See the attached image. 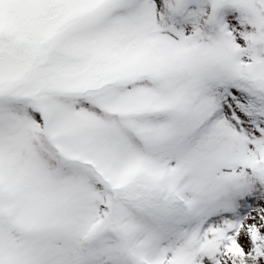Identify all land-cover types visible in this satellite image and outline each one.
<instances>
[{
  "label": "snow or ice",
  "instance_id": "6c2138e0",
  "mask_svg": "<svg viewBox=\"0 0 264 264\" xmlns=\"http://www.w3.org/2000/svg\"><path fill=\"white\" fill-rule=\"evenodd\" d=\"M0 264H264V0H0Z\"/></svg>",
  "mask_w": 264,
  "mask_h": 264
}]
</instances>
